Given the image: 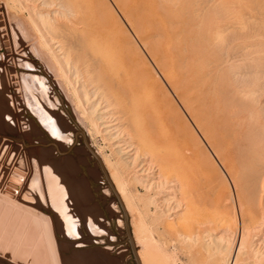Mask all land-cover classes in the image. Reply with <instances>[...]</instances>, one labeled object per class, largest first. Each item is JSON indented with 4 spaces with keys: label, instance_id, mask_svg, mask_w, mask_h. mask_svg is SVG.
Segmentation results:
<instances>
[{
    "label": "bare ground",
    "instance_id": "obj_1",
    "mask_svg": "<svg viewBox=\"0 0 264 264\" xmlns=\"http://www.w3.org/2000/svg\"><path fill=\"white\" fill-rule=\"evenodd\" d=\"M23 1L24 3H20L17 10L8 0H0V5L4 4L5 14L14 27H11L13 32L17 33L18 38H20L18 31L21 32L24 37V39L20 38L21 42L22 40L30 42L32 51L50 74L56 77L55 82L63 93L66 92L65 98L68 102L71 101V107L78 120L86 124L91 146L99 156L106 177L126 217L129 218L132 241L139 264H174V256L168 253V247L171 245L181 254L185 253L190 264H264V131L255 140L257 130L253 129V124L250 123L247 127L243 123L235 125L232 122L245 112L242 111L244 109H240L243 104L241 105L242 90L239 87H243V83H240L241 86H235L242 72L235 74L232 71L234 75H230L231 73L226 74V70H232L239 57L242 58V54L240 53L239 56L240 51H238L241 48H236L237 51L231 48L232 51L228 54L226 50V54L216 58L219 59L216 62L210 58L207 50L211 41V30L215 29L213 28L215 26L214 24L210 26V19L205 18V14L211 2L203 0L201 3L197 0L202 5L201 10L189 12L191 8L193 10V7L190 8L193 0L191 2L190 0H112L116 7L114 9H117L120 16L125 18L137 37V39L135 36L134 38L150 56L151 63L155 65L161 79L166 81L164 84L172 88L176 100L180 101L184 109L182 112H186L188 116L184 118L190 120L188 123L178 112H175L179 110L178 108L175 110L173 104L167 107L164 101L158 98V94L162 91L160 84L162 80L159 83L157 78L160 76L156 75L158 77L155 78L156 76L145 66L143 60L145 55H140L136 48L139 43L135 45L131 42L130 34L125 32L126 28L120 24L121 20L119 21L120 18L115 16L116 12L113 13L115 10L111 11L108 6L111 0L109 2L107 0L108 4L105 0H83V8L80 5L82 0H57L64 6L69 3L70 7H73L69 9L67 6L75 17L72 27L67 25L66 21L57 18L58 14L51 8L54 0ZM251 4L248 6L250 9L253 8ZM64 6L60 4L59 7H63L64 10L66 7ZM217 6L220 7V5ZM262 6L264 7L263 4ZM226 13L225 11L221 14L226 15ZM62 16L60 14L58 17ZM229 24L232 23L229 22ZM249 26L251 27L250 24ZM255 26L252 25L254 30H251L255 31ZM257 26L262 25L259 23ZM193 31L195 36L183 38L184 34L190 35ZM225 42L231 45L228 40ZM213 43L216 42H212V45ZM17 46L21 47L20 44ZM257 46L261 47V43ZM262 46H264L263 43ZM223 48L222 50H225ZM260 50L262 49L259 48ZM204 52L208 54L212 62L203 58ZM13 57L10 59L15 62L16 59ZM261 57L262 55L256 61ZM18 59V63L24 68L34 67L31 62ZM254 59L256 58L252 60ZM246 60L250 58H246L243 62ZM251 62H245L244 65L251 66ZM18 63L16 62V65ZM252 67L254 69V66ZM258 67H255L257 70L254 69L256 73L261 70ZM211 70L215 73L213 74ZM222 72L227 75V78L228 75L234 77L227 80L225 75L221 79ZM7 73L4 65L0 64V107H3L0 108V129L12 131L13 128L18 127V115L10 111L9 105L15 107L16 103L20 109V107L23 108L24 103L29 112L40 121V125L66 151L70 128L65 118L55 113L56 98L50 85L35 74L24 73L23 75L22 73L21 79L15 75L14 84L19 96H12L9 87L12 79L7 77ZM245 77L247 78L246 75ZM251 77L248 78L249 81L252 80ZM240 80L239 82H242V78ZM216 84L220 85L219 89ZM165 89L164 91L168 93L169 91ZM261 89L260 94L263 91V88ZM163 95L165 97L167 94ZM166 102L168 103V100ZM230 104L229 109L233 104L238 110L226 112V105ZM261 110L263 113L264 106ZM251 115L250 113L249 117ZM167 122L170 126L169 130L159 132L157 128ZM191 122L194 125L193 131L197 130L205 138L207 144H210L208 149L212 146L211 149L215 150V154L222 163V170L227 176L224 175V177L229 179L231 184V192L228 190L226 195L224 190L228 188V184L227 188L226 186L216 188L215 184L214 187L209 186L210 179L206 180V177L202 176L203 162L206 160L201 157L203 152H206V149L202 150V147L204 149L207 144L201 147L200 143L204 144L205 140L200 142L197 139L199 135L196 137V133L194 134L190 129ZM5 125L6 128H4ZM24 126L26 134L31 131L37 133L39 130L38 126L32 123L24 124L23 122ZM259 127L264 130V125L261 124ZM246 133L249 136L241 138V135ZM25 135L22 134V136ZM22 136L19 137L21 146L24 144ZM93 136L98 137L104 146L98 147L93 141ZM243 139H246L244 143L241 141ZM237 140L242 142V147H235ZM6 146L8 147L5 145V148ZM17 149L14 150L15 155L19 153ZM56 149H58L57 146L47 147L41 144L29 151H24L26 154L19 159L22 165L19 168L28 163L26 167L29 165L30 168L26 170L29 172H24L22 168L24 171L13 172L4 186L8 194L3 195L1 192L0 196L7 197L9 201L18 199L20 201L22 198L24 201H21L25 204L34 203V207L36 204L51 208L54 218L45 216L48 221L49 235L53 238L52 232L56 231L65 236L67 241L61 246L67 250L69 245H75L76 242L73 240L81 236L83 226L89 233V236L83 239L84 243L107 232V227L98 206L92 205V194L87 181L84 178H77L78 163L67 154H63L60 161H52L51 158L57 153ZM103 149H106L108 154H104ZM85 150L86 148H82L77 151L83 154ZM214 150H211V154H214ZM208 153L210 154L209 150ZM215 159L218 160L216 157ZM91 175L99 180L104 178L101 168L91 171ZM9 178L18 181L19 185L10 182ZM217 181L219 182L218 179ZM220 182L222 184L223 181ZM219 183L217 186L220 185ZM119 202L114 199L110 206L111 212L117 210ZM122 223L124 224L123 220ZM249 241L252 246L248 245ZM79 243L76 244L79 245ZM111 261L112 259L103 252L91 251L75 252L72 256L64 258L63 264H107Z\"/></svg>",
    "mask_w": 264,
    "mask_h": 264
},
{
    "label": "rangeland",
    "instance_id": "obj_2",
    "mask_svg": "<svg viewBox=\"0 0 264 264\" xmlns=\"http://www.w3.org/2000/svg\"><path fill=\"white\" fill-rule=\"evenodd\" d=\"M3 1H6V0H3ZM8 1H9L10 5H13L14 4V7H15L16 10L19 8L20 3H24L23 0H8ZM105 1L107 2V0H105ZM109 1L110 0H108V2ZM191 1L192 0H190V2ZM198 1H200L201 3L203 2V0H198ZM198 1L197 0L196 1L193 0V2H191L190 8L193 7V10L191 8L189 10V12H191V11H197L198 12L199 10H201V6L202 5H200L201 3L199 2L200 3L199 4ZM208 1L211 2V3L208 2L209 3L208 4V6H209L208 8L209 9H208V12L205 14L206 15L205 18L207 17L208 19H210V22L211 23L209 22V24H211L210 25L211 27L214 24L213 26H215V27H213V28H215V29H213V28L210 27V29H213V30H211V35L212 36H211V41H210L209 48H208L209 51L207 50V53L209 52L208 54H210L209 55L210 58H212V60L214 59L215 62H216V60L217 61L219 60V59H216V58H219V56H221V57H222V55L224 56L226 54V52H227V54L228 53H231V51H232L231 48L233 50H235V51H237L238 47L241 48L240 50L238 49V51H240L239 52V56H240V53L242 54V58L240 56L239 59L237 60L238 62L237 63H235L236 61L234 62L235 64L232 67L233 69L232 70L231 69L226 70V74H228V73L230 74L231 73L230 75H234V73L236 74V72H238V73L242 72L243 74H245L247 76V78H246L245 75H243L242 73H241V75L239 74L241 77L239 76L240 78L237 79V81L238 80L241 81L240 79L242 78V82H239L238 81L239 82V85H238V82H236L235 83V86H241V84L243 83V87L242 86H241L242 88L239 87L242 90V93L240 95V97H241V105L243 104L242 106L245 107V105L248 104L247 105L248 107L246 106L247 108L245 107L246 108L245 109V108H243L241 106L240 109L241 110L244 109L242 111H245V112H243L242 115L239 118L234 119L232 122L235 125L240 124V123H243V125L244 126H247V127H248V125H250V123L253 124L254 125L253 126V129L255 128V130H257L256 136H255V140H256L258 137L261 136L260 133L262 131H264V130H261L262 129L261 127H259V125H261V124L264 125V117H263L264 116L263 115L264 114V110H263V113L261 112L262 111L261 110V107L264 106V85H263L264 84V79H263L264 78L263 77L264 76V70L262 72V69H264V57H263L264 56V54H263L264 52H262L264 50V46H262V43L264 45V40H263L264 39V36H261L262 34H264V30H263L264 29L263 28L264 27V22H263L264 21V18H263V15H264V7L262 6V4L264 5V3H263L264 0L263 1L260 0L261 2H259V3H258L259 0H256V2L254 0H249V1L248 0L247 1L246 0H240V1L239 0H208ZM108 2H107V4H108ZM110 2L108 4V6L111 8V11L115 10L113 13L116 12L115 13L116 14L115 16L118 17V18H120L119 19V21L121 20L120 21V24L122 25V27L126 28L125 29V32H128L127 34L128 35L129 34L131 35V36L129 35V37L131 38L130 39L131 42H133L134 44L135 43H139V45H137V44H135V45H137L136 48H137L138 52L140 53V55L141 54H143V56L145 55L144 56L145 59H143L144 60V63H145V66L148 67L151 70V72L153 73V75L160 76L158 70L156 69V67H154L155 65H152L153 62L151 63L152 60L150 59V56L145 51V49L140 44V42L138 40H136L137 37L135 36V33L133 32L132 28L129 26V24L127 23V21L125 20V18L123 16H120V13L118 11H116L117 9H114L116 7L114 6L112 0ZM194 2L195 3H198L199 5L198 4L195 5ZM236 2H237V4H236ZM247 2H248V4H247ZM58 3H60L61 6H64V4H62L61 2H59L57 0H54V2L52 3L51 8L54 11H56L55 12L56 14H58L57 15V18L58 19H61L63 21H66L67 25H69V26L72 27V25L74 24L73 23V21H74L73 18H75V17H74V14L69 9L70 8L72 9L73 7L72 6L70 7V5L68 3L67 5L65 4L66 7L64 6L65 8L63 10V7L62 8L59 7L60 4H58ZM250 3H252L251 5L253 6V8L255 10L253 8L250 9V7H248ZM216 4L217 5H220V7L217 6ZM235 4L238 5V7ZM80 5H81L82 8L84 7L83 0H82V3ZM192 5L195 6V10H194V6H192ZM232 5H233L234 8L231 7ZM67 6H68L69 9H67ZM56 8H58V9H56ZM260 8H263V9H260ZM247 9H249V10H247ZM65 10L66 11L69 10V11L66 12ZM218 10L220 12L222 10L223 13H225V11H226L227 13H226V15L225 14H221L222 12L219 13ZM251 10H254V11H251ZM0 11H1L0 12V59H1L0 60V64H3L4 67H5V69H6V71L8 72L7 73V75H8L7 77L10 78V79H12L11 80V84L12 85L10 84V86H9L10 87V94L12 96H17V97L19 96L18 95V89H17V87H15V84L14 83H15V80H16L15 77L21 79L22 73H23V75H24V73L25 74H33V75L35 74L37 76L42 77L44 79V81L46 80L45 81L46 84H49L50 85V88H51V90H53V93L55 95V98H56V109H55V113L58 114V115H62L65 118V120L67 121L68 128H70L69 129V132H68V134H69L68 135L69 136V143H68V146H67L68 149L65 151V150H63V148H61L60 144L55 140V138L52 135H50L40 125V121L36 118V116L33 115V114H31L29 112L28 107L25 106L26 104L23 103L22 104L23 108L20 107V109H19V107H18V105L16 103H15V107L9 105L10 106V111L14 115H16V114L18 115V122H17L18 123L17 124L18 127H15V128L12 127L13 128L12 131H9L7 129H4V130L0 129V151H1L0 152V154H1L0 155V193L2 192L3 195L8 194L7 192H5L6 188L4 189V186L8 183L7 182V178L13 172H17L18 170H21V171H24L25 170L24 172H26V173L29 172L28 170H26L27 168L28 169L30 168L29 165H27V167H26V164H28V163L23 164V167H21L24 170H22L21 168H19V166H22L20 164L21 160H19V159H22L21 156L23 157L26 154L24 151H29L31 148L33 149L34 146H37V145L39 146L41 144H42V146H47V147L48 146L49 147H56L57 146L58 149H59V151H58V149H56L57 150V153L51 158V160L52 161H55V162L56 161H60L61 158H62V156H63V154H67V156L72 157V159H74L78 163L79 171H78V174H77L78 175L77 178H79V179L84 178L87 181V183L89 185L90 192L92 194V205H95L96 204L98 206V208L100 209V212L102 213V215L104 217V220H105L104 222L106 223V227H107V232H104L103 234L101 233V234L95 236L94 240H91L90 242H85L84 243V240H85L84 238L85 237L87 238L89 236V233H88L87 229L83 226L82 227V231H81V236H78L75 240H73L76 243H79L80 241H82L83 243H79V245L76 244V243L74 245V243H73L74 246L69 245V247L67 248V250H68L67 251L66 249H64L62 247L63 244H64V242L67 241V239H66L65 236H63L62 234H60V232H56V231L52 232L53 233V238L49 235V230H48V225H47L48 224V221H47V219H46L45 216H47L49 218H51V217L54 218L53 217L54 214H53L51 208H49L48 206L45 207V205H43L45 207L44 208L43 206H38L36 204H35L36 207H34V205H33L34 203H31V204L30 203H26L25 204L23 202L24 200L22 198H20V201H19V199L16 200V201H12V200L9 201L7 197L0 196V257H1L0 258V263L1 264H6V263L7 264L8 263L9 264H63V259L72 256L75 252H91V251H94V252H103L105 255L109 256V258L112 259L113 263L111 261V262H108L107 264H136L135 261H134V257L132 255L130 243H129L128 236H127V233H126L125 222H124V224L122 223V220L124 221V215L122 213V209L120 208V206H118L116 208L117 210L115 212H111V210H110L111 204L113 203L114 199L116 200L113 191L111 190V188L107 184V182L105 180V177L102 180H99V179L95 178L93 175H91V171L97 170L98 168H100V165H99L97 159L95 158V156H97L98 158H99V156L95 152V149H93L92 146H91L92 145V142L90 141V137H89V135L87 133L86 124H84L83 122H81V121L78 120V118L74 114L73 108L71 107L72 106L71 101L69 100V102H68V99L65 98L66 97V92L63 93V91L57 85L58 83L55 82L56 81V79H55L56 77H53L50 74V72L44 67V65L40 61V59L32 51L31 45L29 44L30 42H27L25 40H22V42H21L20 40L21 39H24V37L22 36L21 32L18 31L20 33V38L22 37L21 39L18 38L19 36L16 35L17 33H14L13 32L14 30L12 28H14V27L11 25V23H9V20H8L6 14H5L6 13V9L4 8V4L3 5L2 4L0 5ZM65 12H66V14H65ZM216 12H217V14L220 17L216 14ZM249 12H251V13H249ZM259 12H260V14H259ZM60 14H62L63 16L59 18L58 16ZM67 14H69V15H67ZM220 14L223 15V16H221ZM70 15H72V17ZM248 15L250 16V19H249V16ZM247 16H248V21H247V18H246ZM252 16H253L254 19L251 18ZM215 17L218 20L217 19L215 20ZM221 17H223V18H221ZM256 17H257V19H256ZM205 18H203V19H205ZM220 18H221L222 21L220 20ZM243 20H244L245 23L243 22ZM252 21H253V24H252ZM258 21H259V23H261V25L263 27L262 26H259L260 27L259 28L257 26V24L259 25ZM219 22H220V24H219ZM229 22L232 23V24H229ZM124 23H126V24H124ZM246 23H247V26H246ZM248 23L251 25V27L249 26ZM237 24H238V26H237ZM255 24H256V26H255ZM9 25H11V26H9ZM231 25H233V26H231ZM252 25H253V27L255 26V31H253L254 28H252ZM261 27H262V29H261ZM239 28H240V30H239ZM246 28H248V29H246ZM258 28H259V30H261L260 32L258 31ZM10 29H11V31H10ZM251 29H253V30H251ZM229 30H231L234 33L230 32ZM237 30H239V31H237ZM248 30H250L251 32H249ZM213 31H214V33H213ZM238 32H240V33H238ZM248 32H249V34H248ZM132 34H134V35H132ZM230 34L231 35L233 34V35L231 36ZM236 34L237 35L239 34V36H237ZM227 35H229V36H227ZM234 35H236V36H234ZM134 36H135L136 39L134 38ZM185 36H186V38L193 37V36H195V33L193 31V34L190 33V35H189V33L184 34L183 35V38ZM221 37L223 38L222 40H221ZM229 37H230V39H229ZM180 38H182V37H180ZM257 38L260 41L259 40H256ZM134 39H135V41H134ZM18 40L20 42H16ZM225 40H228V42H231V45L227 44L225 42ZM233 40H234V42L232 43ZM261 40H262V42H261ZM242 41H244V42L242 43ZM212 42H216L215 44L213 43V45H215L216 47L212 45ZM224 42L226 43V45L224 44ZM250 42H252V43L250 44ZM254 42H256V43L259 42V43H257V45H260V43H261V47L260 46H257L256 43H254ZM19 44L21 45V47L20 46H17ZM233 44L234 45L236 44V46H234ZM239 44H241L242 47H240L241 45H239ZM245 44H246V46H245ZM249 44L252 45V46L254 45V47L250 46ZM135 45H132V46L135 47ZM243 45H244V48H243ZM222 46L223 47L225 46V47L223 48ZM139 47H140V49H139ZM214 47L217 48V50ZM222 48L225 49V50H222ZM247 48H249V49L251 48V49L249 50ZM254 48H256V49H254ZM259 48H261L262 50L259 51ZM243 49L244 50L246 49L245 50L246 51L245 54H244V50ZM140 50H143V51H140ZM251 50L252 51L254 50V51L251 52ZM215 51H217V52H215ZM247 51H249L250 53L248 54ZM145 52H146V54L148 56L145 54ZM205 52H204V55L202 53V55L204 56L203 58L205 60L207 59L209 62H212V60L209 58L208 54L207 53L205 54ZM219 52H221V54ZM205 55H206V57H205ZM261 55H262L261 59L258 60L260 62L259 63L256 60L259 59V57ZM252 56H253V58H256V59L252 60L253 59ZM11 57H13L14 59H16V61L13 60L15 62H12V59H10ZM245 57L247 59L250 58V60H246L245 62H248V63L251 62V61L253 62V63L252 62L250 63L251 66L249 64H247V63L246 64L248 66L247 65H244L245 62H243V60L246 59ZM18 58L23 59V60H25L27 62H31L32 65H34V67H32L30 69L24 68L23 66H21L20 63H18V61H19ZM10 60H11V62H10ZM255 61H256V63H255ZM16 62L19 65L18 64L16 65ZM7 63H9V64H7ZM149 65H152L151 66L152 69H151V67ZM260 65L263 66V67H261ZM246 66H247V68H245ZM252 66H254V69L255 70H257V68H255V67H258L259 66L260 68L258 67V69L259 70L261 69V70L260 71H257V73H256V71L254 69H252L253 68ZM12 67H13V69H12ZM234 68H236V69L234 70ZM245 69H246L247 72L245 71ZM211 71H213V70H211ZM232 71H234V73ZM224 72L220 73V78L221 77L222 78L225 77L226 74ZM244 72H246V73H244ZM258 72L261 73V74H259ZM214 73H215V71H213V74ZM223 73H224V75H223ZM260 75H263V76H260ZM158 76H156L155 78H157ZM258 76H260V77H258ZM232 77H234V76H229L228 75V78H227V75H226L225 78L228 80V79H232ZM250 77L252 78V80H250L251 82L249 81ZM253 77H255V78H253ZM161 78H162L161 76L157 78L159 80V83L162 80V83H160L161 86H162V91H161L162 93L160 92L158 94V98L162 99L164 101V103L167 105V107L169 106V104H173V106L175 107V110L178 108L179 110L178 111L176 110L175 112H178V114L181 116V118L183 120L186 119L185 121L189 123L190 122V120H188L189 118H184V117H188V116L185 114L186 112H182V110L184 111V109L181 107L180 101L178 99L176 100V96L174 95L172 88L168 84L165 85L164 83H166V81H164ZM253 80L254 81H257V82H254ZM247 81H249V82H247ZM253 82H254V85L256 87L254 85H252ZM260 85H261V87H260ZM216 86L219 89V86L220 85L219 84H216ZM164 87L165 88L167 87V88L165 89ZM258 88H260L259 91H261L262 90L261 88H263V91H262L261 94L259 93ZM164 89L165 90H168L169 92L171 91V94H169V92L166 93L167 91L165 92ZM250 90H253V91H250ZM163 94L170 95V96H172V98L170 96L167 97V95L164 97ZM253 94H254V96H256L255 98H254ZM258 94H260L261 96L260 95L258 96ZM245 95H246V97H245ZM252 96H253V98H252ZM167 98H169V99H167ZM170 98L172 100H170ZM173 98H175V99H173ZM242 98H244V99H242ZM261 99H263V100H261ZM167 100H168V103L166 102ZM244 100H246L247 103ZM174 101H175V103H174ZM175 104L177 106L179 104V106L177 107ZM249 105H251V106H249ZM226 106H227L226 112H228V113H230V111H233L234 112L235 110H238L237 107H234L233 106V104H232V107H234V109H232V107L230 109L228 108V107L231 106V104L229 106L228 105H226ZM0 108H3V107L1 106ZM180 108H182V109H180ZM250 113L252 114L251 117H249V114ZM183 114L185 116H183ZM253 114H254V116H253ZM2 121L4 122V120H2ZM23 122H24V124L26 122L27 124H31L32 123V124L38 126V129H39L38 132L37 133H32V131H31V132H29L30 134L29 133L26 134V131H25L26 129L24 130L25 126L23 127ZM191 124H192V122H191ZM191 124H190V126H191ZM193 126L194 125L192 124V126L190 127L191 131H193V129H194V128H192ZM4 128H6V125L4 126ZM169 128H170V126H169V124L167 122V123L163 124L161 127H158L157 129L159 130V132L162 133V132H166L167 130H169ZM258 129H259V131H258ZM195 130H196V128H195ZM196 131H193V133L194 134L196 133L195 134L196 137L199 135L197 137V139L200 142H204L203 140H205V138H203L198 133V131L197 132ZM155 133H157L156 130H155ZM22 134H24V135L26 134V135L25 136H22ZM20 136L23 137V139H22L23 140V143H24L23 146H21V143H20L21 142L20 141V138H19ZM26 136H28V137H26ZM247 136H249L248 133H246L244 135L242 134L241 135V138H246ZM199 137H201V138H199ZM201 139H202V141H201ZM245 140L246 139H243L241 141H243V143H244ZM93 141L95 142L96 145H98V147H103L104 146L103 143L101 142V140L98 137H96V136H93ZM205 142H204V144L203 143H200L201 144V147H202V145L205 146L208 143L206 140H205ZM5 145H8V147L6 146V148H5ZM209 145L210 144H207V146H205L204 149L202 147V150H205L206 149L205 150L206 152H203V154L201 155V157L204 160L206 159L205 162L207 160L208 161L210 160V162H208V161L206 163L203 162V166H204L203 169L204 170H203L202 176L204 175L203 177L204 178L206 177V180L207 179H210V181H209L210 184L208 183L209 186H213L215 184V187L216 188L217 187H225V186L227 188V184H228V188L226 190H224V194L226 195V193H228L229 191L231 192V184L228 181L229 179H226L225 178L227 176H226V174H224V171L222 170L223 169V167H221L222 166V163H221L219 157L215 154V150L214 149H211L212 146H210V148L208 149ZM242 145H243L242 142H239L238 141V143L235 145V147L239 148V147H242ZM82 148L83 149L86 148V150H85V152H83V154H80L79 151H77V150L78 149H82ZM15 149H17L19 151V153L16 154V155H15V152H14ZM210 149L211 150H214L213 152H214L215 155L213 153L211 154V150ZM3 150H4V152H3ZM208 150H209L210 154L208 153ZM102 151H103L104 154H108V151L106 149H103ZM235 152H236V150L234 151V153ZM9 154L12 155V156H10ZM203 155H204V157H203ZM210 155H212V156H210ZM205 156H206V158H205ZM212 157L214 159L216 157V158H218V160L215 159L216 160L215 161ZM203 159H202V161H204ZM211 159L213 161H215V162H213ZM82 160H83V162H82ZM99 160H100V158H99ZM211 161H212V163H211ZM218 163H219V165H218ZM209 165H210L211 168L208 167V168L205 169V167H207ZM219 168H221V169H219ZM13 169H15V170H13ZM214 169H216V171ZM210 170H212V171H210ZM221 171H223V172H221ZM218 174H220L221 176L218 175ZM215 175H216V177H215ZM224 175H225V177H224ZM217 176H220V177L217 178ZM216 178L219 180V182L220 181H223V182L225 181L224 184L222 182L223 186H222L221 182L219 183L217 181ZM219 178L220 179L223 178V179L220 180ZM212 181H213V183H211ZM217 182L220 184L219 186H217V184H218ZM1 198H2V200H1ZM21 200H23V201H21ZM18 202H20V203H18ZM127 226H128V229H129V234H130L131 239H132V233H131L132 232L131 231L132 229H131V225L129 223V218H127ZM46 228H47V230H46ZM58 244L60 245V247H59ZM248 245L249 246H252L251 243H250V241L248 242ZM171 246L168 247L169 248L168 249V253H170V254H172L174 256V259H175L174 264H190V262L187 260V256H186L185 253L184 254H181V252L178 249L174 248L173 246L171 247ZM58 247L61 248V249H59ZM171 248H172V250L174 252L171 250ZM192 264H196V263H192Z\"/></svg>",
    "mask_w": 264,
    "mask_h": 264
},
{
    "label": "water",
    "instance_id": "obj_3",
    "mask_svg": "<svg viewBox=\"0 0 264 264\" xmlns=\"http://www.w3.org/2000/svg\"><path fill=\"white\" fill-rule=\"evenodd\" d=\"M94 156H95V155H94ZM95 158L97 159V161H98V163H99V165H100L101 172L103 173V175H104V177H105V180H106L107 184L109 185V187H110L111 190L113 191V193H114V195H115V197H116V200L119 202V200H118V198H117V196H116V194H115V191H114L112 185L110 184V181H109L108 178L106 177V174H105V172H104V170H103V168H102V164H101L99 158H98L97 156H95ZM9 181L12 182V183H14V184H16V185H19V182L16 181V180H14L13 178H9ZM119 206H120V208L122 209V212H123V215H124V222H125L126 233H127V236H128V240H129V243H130V247H131L132 255H133V257H134V261H135L136 264H139V261H138L137 255H136V251H135V247H134V243H133V241H132V239H131V236H130V234H129V229H128V226H127V217H126V215H125V212H124L122 206L120 205V202H119Z\"/></svg>",
    "mask_w": 264,
    "mask_h": 264
}]
</instances>
